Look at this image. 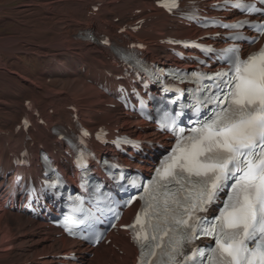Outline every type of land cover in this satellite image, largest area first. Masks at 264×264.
Masks as SVG:
<instances>
[{
    "label": "snow or ice",
    "instance_id": "6c2138e0",
    "mask_svg": "<svg viewBox=\"0 0 264 264\" xmlns=\"http://www.w3.org/2000/svg\"><path fill=\"white\" fill-rule=\"evenodd\" d=\"M225 3L246 14H264V7L245 0ZM164 6L172 11L177 0H166ZM248 23L223 26L239 29ZM231 38L243 37L233 33ZM220 53L227 68L192 73L197 85L188 90L192 103H181L175 115L165 113L162 118L160 126L177 142L152 179L144 185L137 183L138 178L128 180L133 187H143L141 209L133 223L125 225L139 246L138 264H264V47L244 59L234 46ZM184 109L194 118L187 134L177 126ZM85 164L81 153L77 165ZM225 189L223 206L209 220L203 214ZM83 203L74 201L73 213L80 212ZM65 228L76 234L71 216L65 218ZM205 237L213 243L202 248L196 242Z\"/></svg>",
    "mask_w": 264,
    "mask_h": 264
},
{
    "label": "bare ground",
    "instance_id": "6f19581e",
    "mask_svg": "<svg viewBox=\"0 0 264 264\" xmlns=\"http://www.w3.org/2000/svg\"><path fill=\"white\" fill-rule=\"evenodd\" d=\"M38 1L39 2H36L38 4V8L39 6L42 7L46 5H50L51 7L49 9H39L38 14L40 15L37 13L34 15L30 14L29 17L32 23L30 25L31 30L36 34V36L32 38L40 39L35 40V42L38 43V48L46 50L43 51L45 53L52 52L51 50H54L58 46H60L61 50H64L65 48L68 51L76 50L82 57L78 64L80 67H74V71H65L63 68L64 65L61 63V59H59L60 54H57L56 52L46 55L43 54L46 57H50V59L56 58L55 62L52 63L51 70H43L40 77L29 75V72H27L26 69L23 73L17 72L16 76L19 77L18 81L21 83L20 85L16 84L14 86V93L17 94L19 90H22L20 97H25L27 94L38 101L47 100L53 108L58 110V117L63 118H67V106L72 103H76L79 108H84L81 116H83L86 122L88 121L87 124L90 127H93L96 123L102 121L118 123L119 119H121L125 124H127V130L137 137L148 138L154 136V133L149 127L144 131L136 130L134 127L132 128L135 122L124 115L114 119L111 112L113 111L114 113H117V109L111 110L101 104L102 101L113 102L112 96H107L101 92L94 82L106 81L110 85H113V81L111 78H108L103 68H106L107 70L109 69L113 73H116L117 70L103 62L105 55L101 47L97 45H87V47L84 48V43L76 38V32L90 25H96L100 28L102 17L96 19L90 15L91 5H94L99 1H104L103 9L105 10L106 15L111 16V18L116 15L121 19L125 12L129 9H131L130 15L133 17L143 19L151 18V20L147 22L148 26L142 29V31L138 34V37L140 38L139 40L149 43L150 46L154 48L152 58L155 60L163 56H167V53H165L166 45L164 43H160V40L163 39L165 35H190L192 34L193 29L185 28L180 25L178 30H172L167 23L168 19L164 16L163 11L161 9L159 10L154 8L153 2L155 0H86L91 1V5L89 6L86 3H82L81 0ZM115 4L117 8L115 10H111V6H114ZM17 6H0V12L4 10L8 12L9 10L13 11L16 9L18 12L27 13L33 8L36 9L33 7V3L32 5L29 3L24 5L26 7L31 6V9L29 10L26 8L24 10H20V7ZM136 8L141 9L139 14H135L133 12ZM10 14L9 16H11ZM54 15L60 16L63 19H69L65 22L63 20L58 22L53 21L52 17H54ZM62 23H64V25H61ZM120 26V22L110 23L108 24V27H106V32L112 33ZM15 32L17 35L20 31L17 28ZM30 39L31 38H29V41L33 40ZM18 41V35L9 36V38L5 39L2 37V40L0 41V49L13 52L14 49H17L15 45L18 44ZM84 68L89 69L84 71ZM10 73L4 71V66H1L0 63V75H3L4 78H9L12 75ZM48 74H55L64 78L67 82L64 83L67 88L63 86L62 88L65 89L64 91L60 90L59 87L53 89L52 91L47 89L49 91L47 92V87H39L32 82V79L41 81V79ZM87 78L91 79L90 83L86 82ZM18 106H20V104ZM3 109L4 114H1L0 123L3 122L9 124L16 121L22 110V108L18 109L17 106L14 108L13 106L8 107V105H6ZM102 114L104 116L100 117ZM55 119L56 118L47 119L49 125H51ZM32 133L33 137L41 143L53 140V137L44 129V127H39ZM6 141L12 145L14 144L18 146L23 141V138L20 135L0 134V189L11 179L9 170L4 166L7 165L6 163L8 160L7 153L2 149ZM63 166L66 167V164ZM149 170L150 167L147 171ZM31 171L36 172L37 169H31ZM132 212L133 210L129 209L127 214L131 215ZM51 231L52 228L47 229L45 224L42 223L39 218L28 219L19 209H0V264H57V261H55L50 255H60L73 247L74 251L84 250L80 249L75 242L69 241L65 237L55 238L52 235H48ZM120 240L124 251V254L121 255V257L107 246L103 249L104 253L96 252L91 259L87 260V262L89 264H108V262L111 261L117 264H132L134 262L136 250H134L132 245L129 244L126 237L120 236Z\"/></svg>",
    "mask_w": 264,
    "mask_h": 264
},
{
    "label": "rangeland",
    "instance_id": "374dc122",
    "mask_svg": "<svg viewBox=\"0 0 264 264\" xmlns=\"http://www.w3.org/2000/svg\"><path fill=\"white\" fill-rule=\"evenodd\" d=\"M69 1V0H68ZM80 1V0H77ZM82 3H86L88 6L91 5V1H86V0H81ZM36 2H39L38 0H0V6H14L15 7H20V10H24L25 8L27 10L31 9V6H24L25 4H30L36 9H32L31 11H28L27 13H22L18 12L16 9L15 10H9L8 12L6 10L0 12V41L2 40V37L9 38V36H19V41L18 44L15 45L17 49H14L12 51H7V50H1L0 49V63L1 66H4V71L6 72H11L10 74L11 77H3V75H0V117L1 114H4V107L8 105V107L15 106L20 108L18 106L19 104H22L20 101L23 100L24 97H20L22 94V90L17 92L15 94L13 91L14 86L20 85L21 82H19V77L16 76L17 72L23 73V71L29 72V75H34V76H39L41 75L42 71L44 70H51L52 67V62L50 60V57H46L43 54H50V53H57L59 55V59H61V63L64 65L63 68L65 69L67 67L68 71H71L72 69H75L74 67L78 68L79 67V62L81 61L82 57L78 55V52L76 50L68 51L66 48L64 50H61L60 46L56 47L54 50H51L52 52H43L46 50H42L41 48L39 49L37 46V42L35 40H40V39H35L32 37H35L36 34L31 30L30 25L31 19L30 14H38L39 9H49L51 8L50 5L46 6H39L37 7L38 4ZM21 4V5H20ZM24 6V7H23ZM111 10H115L117 8L116 4L114 6H111ZM103 14L106 15L105 10L102 8ZM12 11V13H11ZM17 12V13H16ZM11 16H9V14ZM22 14V15H21ZM8 15V17H7ZM16 15V16H13ZM29 15V16H27ZM40 15V14H38ZM18 16V17H17ZM108 16V15H106ZM14 18V19H12ZM28 18V19H27ZM115 18V17H114ZM111 16H108L106 18V22L109 20L113 19ZM53 21H67L69 18L63 19L60 16L54 15L52 17ZM67 23V22H66ZM61 25H64L62 23ZM19 29L20 32L16 35L15 30ZM33 39L29 41V38ZM43 39V38H42ZM31 42V43H29ZM19 49V50H18ZM5 51V52H3ZM15 52V53H14ZM15 54V55H14ZM14 55V56H13ZM72 57V58H71ZM78 58V59H77ZM19 59V60H18ZM77 59V61L74 63V61ZM56 60V58H55ZM55 62V61H53ZM69 67V68H68ZM71 69V70H70ZM89 68H84L83 70L86 71ZM13 76V77H12ZM43 79V80H42ZM41 81H37L35 79H32V82H34L37 86L39 87H47L46 91L49 92L47 89H50L52 91L53 89H56L59 87L60 90H65L62 88L63 86L67 88V86L64 83H67L64 78L55 75V74H48L42 78ZM4 80V81H3ZM63 83V85H62ZM45 85V86H43ZM2 90V91H1ZM16 97V98H15ZM18 97V98H17ZM28 97V95L25 96V98ZM12 99V101H11ZM19 99V100H18ZM17 100V101H16ZM11 101V102H9ZM14 101V102H13ZM18 104V105H17ZM58 111V110H57ZM8 124V123H7ZM6 123L1 122L0 123V128L4 127L7 125Z\"/></svg>",
    "mask_w": 264,
    "mask_h": 264
}]
</instances>
